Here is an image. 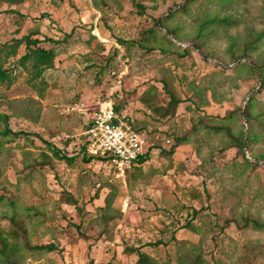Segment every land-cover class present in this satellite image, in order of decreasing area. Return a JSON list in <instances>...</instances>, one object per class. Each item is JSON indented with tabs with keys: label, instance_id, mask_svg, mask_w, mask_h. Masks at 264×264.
Instances as JSON below:
<instances>
[{
	"label": "rangeland",
	"instance_id": "rangeland-1",
	"mask_svg": "<svg viewBox=\"0 0 264 264\" xmlns=\"http://www.w3.org/2000/svg\"><path fill=\"white\" fill-rule=\"evenodd\" d=\"M141 1L148 5L144 17L135 13L132 0H106L100 8L94 0H0V45L34 31L40 38L60 40L44 41L57 50L52 67L35 74L31 64L14 65L13 81H0V110L10 116L12 130L22 132L16 139L1 138L0 233L7 234L15 217L33 245L54 244L60 250L24 249L17 264H134L135 255L125 254L124 247L168 241L176 220L191 218V207L203 208L193 219L200 228L180 230L176 237L182 245L201 247L205 264H241L238 257L247 246L264 251V232L226 224V219L242 215L264 219L262 169H234L236 149H225V136L206 130L228 111L244 108L248 96L259 89L247 69L233 70L229 35H245L248 27L264 31V0L190 3L186 13L170 20L184 41L168 35L188 47L186 54L167 45L165 50L146 51L130 42L144 43L141 35L152 20L187 0ZM215 12L230 14L240 24L216 27L200 39L202 52L193 41L199 23ZM91 35L97 39L90 40ZM23 53L21 46L15 57L0 56V63L11 67ZM260 53L264 40L252 58L241 61L253 63ZM164 83L182 99L170 120L159 118L140 101L152 84L161 99H168ZM110 98L146 136L149 159L145 173L134 180L126 170L122 174L108 162L83 157L84 114L76 108L91 111ZM256 99L257 108L264 109V91L256 93ZM200 119L202 128L191 132ZM230 124L235 130L240 124L247 129L238 117ZM253 129L261 137L252 149L264 153V132L256 125ZM184 134L188 141L174 154L161 152L173 149L175 137ZM48 144L75 160L56 159ZM245 157L256 160L248 150ZM259 163L264 169V162ZM67 194L75 203L68 202ZM148 249L159 264H176L179 243ZM252 264H264V256Z\"/></svg>",
	"mask_w": 264,
	"mask_h": 264
},
{
	"label": "trees",
	"instance_id": "trees-1",
	"mask_svg": "<svg viewBox=\"0 0 264 264\" xmlns=\"http://www.w3.org/2000/svg\"><path fill=\"white\" fill-rule=\"evenodd\" d=\"M12 4L21 3L24 0H6ZM196 0H187L177 9L169 12L167 16L156 21L152 20L150 27L146 28L142 33V41L146 43L145 45L142 42L131 41L132 45L139 44L144 47L146 51H150L154 48L161 47L164 50L163 46L167 45L175 48L178 51L186 54L188 47L182 48L180 45L171 40L168 35H172L180 42H183L184 39L180 35L179 31L170 25V20L174 18L178 13L187 12L189 10L190 3ZM219 3L225 5L232 2V0H217ZM97 7L106 3V0H94ZM132 4L135 8V13L140 17H144L147 14L148 5L141 0H132ZM240 24V20L236 17H233L230 14L221 16L218 12L207 15L198 26L196 38L197 40L193 41L195 46L204 52V46L200 39L205 38L211 32L215 30L216 27L224 28H234ZM161 28L166 30L164 33ZM71 33L66 36H70ZM96 40V35H91L90 40ZM230 47H229V60L231 63H236L242 58H252L251 53L259 51L263 40H264V31L258 30L252 27L246 29L245 35H235L230 36ZM199 40V41H198ZM44 41H50L53 43H58L60 40L52 39L48 36L40 38L38 36V31L30 32L26 35H23L19 38H14L9 42H5L0 45V56L4 58L15 57L18 53V50L21 46L24 48V53L17 59L12 60L11 63L13 66L4 67L0 63V81L12 82L14 79V65L27 66L31 64L35 74H41L45 69L50 68L54 64V60L57 56V50L54 47L44 46ZM118 42L122 46L128 45L127 40L118 39ZM104 46V45H102ZM207 55V53H205ZM247 69L259 82V89L257 92L251 94L246 101L244 108L242 106H237L235 109L230 110L227 114L222 117L219 122L211 123L206 125V130L209 133L222 134L225 136V149L226 148H235L236 156L235 160L232 163L234 169H242L247 171L249 168H260L264 174V169L261 167L259 161L264 162V153L254 152L252 146L256 144L261 134L254 131L253 127L256 125L264 132V109L259 110L257 108V99L256 93L264 91V54L260 53L259 59H253V63L245 60L240 61L235 66L233 70L239 72L241 70ZM163 87L168 95V99H161L159 96L158 87L155 84L149 85L140 95V101L150 109L154 114L159 118L164 120H170L177 116V111L179 105L182 103V99L176 95L174 91L169 89L166 83L163 84ZM120 108V107H118ZM244 117V120L242 118ZM236 117L240 119L241 122H245L247 129L245 130L243 125L240 124L238 129H233L230 121H233ZM10 116L7 113H4L0 110V146L2 144L1 138H18L22 132L13 131L9 125ZM132 128L138 132H141L145 135L143 130L140 127H137L135 121L130 119ZM202 120L193 125L191 132H197L202 128ZM146 137V136H145ZM188 141L187 134L183 136L175 137V145L170 151L161 150L164 154L172 155L175 152L176 147L181 144H185ZM247 146L251 157L256 159L255 161H250L245 157L244 147ZM52 155L59 160L66 161L71 163L75 160L74 157H68L66 154H63L62 151L48 144ZM83 150V157L88 162L92 160L91 157L86 155ZM149 159V149L146 150L143 154L139 155L132 164L126 168L128 173V178L135 179L136 175H143L145 173L143 167L146 161ZM99 160V159H98ZM107 162L105 160H100ZM242 166V167H241ZM132 181V180H130ZM262 198L264 200V184L263 189L260 191ZM66 199L70 203H75V200L71 194L66 195ZM169 212L168 210H166ZM203 213V208L191 207L190 211L188 209V214H191V218L187 219L185 223H182L179 219L176 220L177 226L173 229L171 238L168 241L162 239L156 241H147L140 243L139 245H126L123 249L124 253L127 255H135L134 264H159L157 258L149 251L148 248H157L160 245H168L170 242L175 241L179 243V249L176 254V264H205L206 259L204 257L201 247L196 244H190L189 246L182 245L176 237V234L180 230H193L198 231L199 225L193 223V219L198 217ZM231 222L237 223V225L243 228H251L256 231L264 232V219L260 216H251V215H242L240 219L231 218L226 219V224L229 225ZM106 223V222H105ZM24 249L32 250H42L45 252L60 251L58 247L54 244H44V245H33L29 238L27 228L23 225L21 221H17L15 217L11 219L9 230L6 235L0 233V264H17V258L19 255L23 254ZM264 256V251H254V247L247 246L244 254L238 257L241 264H252L260 257Z\"/></svg>",
	"mask_w": 264,
	"mask_h": 264
},
{
	"label": "built area",
	"instance_id": "built-area-1",
	"mask_svg": "<svg viewBox=\"0 0 264 264\" xmlns=\"http://www.w3.org/2000/svg\"><path fill=\"white\" fill-rule=\"evenodd\" d=\"M119 105L108 99L91 111L76 108L84 114L82 146L92 160H105L124 174L132 162L146 150V137L132 128L130 118Z\"/></svg>",
	"mask_w": 264,
	"mask_h": 264
},
{
	"label": "water",
	"instance_id": "water-1",
	"mask_svg": "<svg viewBox=\"0 0 264 264\" xmlns=\"http://www.w3.org/2000/svg\"><path fill=\"white\" fill-rule=\"evenodd\" d=\"M169 37H170L171 39H173L174 41H176V38H174L173 36L170 35ZM241 60H243V59L238 60V61L236 62V64L239 63ZM249 96H250V95H249ZM249 96H248V98H249ZM248 98H247V99H248ZM247 99H246V100H247ZM244 152L247 153V146H246V144H245V147H244Z\"/></svg>",
	"mask_w": 264,
	"mask_h": 264
}]
</instances>
